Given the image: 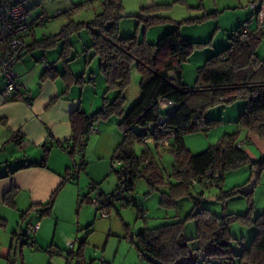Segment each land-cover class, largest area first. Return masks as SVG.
Returning <instances> with one entry per match:
<instances>
[{
	"label": "trees",
	"instance_id": "16d2710c",
	"mask_svg": "<svg viewBox=\"0 0 264 264\" xmlns=\"http://www.w3.org/2000/svg\"><path fill=\"white\" fill-rule=\"evenodd\" d=\"M102 4L103 11L88 24L91 44L86 50H91L92 56L98 57L106 89L117 90V95L112 100L103 98L102 106L90 115L79 107L71 112L70 125L73 136L67 143L72 146V150L67 151L71 157L82 134L87 135L83 143L85 150L90 136V125L99 120H107L115 114L121 116L118 125L122 131V139L114 149L112 157V163L119 160L120 165H111V171L117 175L116 188L120 185L125 189V194L120 200L127 205L130 201H127L125 195L132 190L135 181L140 177H143L152 189L166 185L168 192H162V200L164 204L170 205L175 197L183 194L191 196L198 203L210 183L222 189L224 173L242 165H250L251 173L257 172L259 176L264 170V156L252 158L244 147L237 146L239 139L235 134H227L216 144L198 153L188 151L183 139L186 133L210 128L214 121L205 116L210 107L227 105L237 99L244 102L238 124L264 137V59L256 54L257 46L264 40V35L259 31L256 18L254 26V20H247L246 22L251 21L249 30H243L241 25L232 36L228 47L208 57L196 69L194 85L188 87L183 82V63L188 59L192 43L182 38L179 26L163 34L154 43L138 40L136 36L121 37L118 22L113 19V15L121 8L119 0H102ZM154 5L142 8L147 13L146 24L159 21L157 16L149 14L150 10L156 7ZM66 13L68 17L71 15L68 11ZM79 26L69 19L59 33L39 42L40 46L50 48L62 40L64 46L60 56L66 64L62 73L49 68L43 72L41 78H55L60 75L67 89L72 84L84 83L83 76L72 74L67 66L69 60H66L71 52L69 37ZM133 63H136L140 74V96L124 112V91L130 82V68ZM160 100L172 101L174 105L163 111ZM162 115L165 119L159 122ZM171 134L174 139L166 150L173 155L174 163L172 171L168 173L154 160L147 139L158 141ZM138 145L142 146L140 151H137ZM47 156L48 148L45 147L42 160L28 165L45 166ZM68 174L63 182L68 179ZM250 178L241 186L222 193L223 197L238 192L245 194L249 203L248 213L218 215L205 208L190 212L188 218H193L196 223V235L192 239L184 235L181 220L143 228L135 237L140 256L152 264H196L198 255L217 264H264V213L251 216L254 187L242 190ZM195 185H200L201 189L193 193L191 190ZM16 192V187L6 192L11 205ZM55 194H52L45 211L51 208ZM131 203L138 210V216H143L139 205L133 201ZM235 220L256 227V234L249 246L242 248L238 253L232 248V237L228 228ZM15 237L18 238L17 233H14ZM190 240L196 241V246L192 249L188 245ZM21 243L24 245L27 241ZM83 244L84 242L80 241L76 250L71 248L67 251V264H71L72 258L80 264L83 260ZM94 263V260H91L88 264ZM6 264H18L13 244L9 247Z\"/></svg>",
	"mask_w": 264,
	"mask_h": 264
},
{
	"label": "rangeland",
	"instance_id": "374dc122",
	"mask_svg": "<svg viewBox=\"0 0 264 264\" xmlns=\"http://www.w3.org/2000/svg\"><path fill=\"white\" fill-rule=\"evenodd\" d=\"M57 1H60L61 6H64L62 8H66L69 13H77L72 20L74 24L80 26L70 37L74 56L70 66L76 75L85 77L84 83L74 89L79 94L81 88L85 87L83 108L90 112V115L102 106L103 98L112 100L117 95V90L106 89L98 57L92 56L91 50H86L91 44L88 24L103 11L102 0H73L74 3L81 1L74 7L71 0ZM254 1L258 0H119L121 8L113 15V19L118 22L121 37L136 36L138 40L149 43L156 42L163 34L179 26L182 38L192 43L188 59L183 63V82L191 87L195 82L196 69L208 57L228 47L232 36L244 22L252 19L254 20L252 26L256 24L254 10L246 8ZM152 4L156 7L150 10L149 14L157 16L159 21L146 24L147 13L142 8ZM56 17L64 19L66 23L68 14L65 12ZM256 54L264 59V40L258 44ZM139 82L140 74L136 63H133L130 68V82L124 91L126 97L124 112L138 100ZM243 107L242 99L227 105L210 107L205 116L213 120V124L205 131L186 133L183 136L186 149L191 153H198L216 144L227 134H235L237 139L246 140L244 149L252 158L264 156V137L238 124ZM120 119L121 116L113 114L107 120L97 121L95 125L99 130L89 136V144L84 150L85 170L72 176L70 166L74 159L70 157L68 179L63 182L67 173L49 179L45 176L39 178L43 184H38L37 197H30L25 193H22L24 200L20 197L19 201L22 204L24 201V205L27 206L23 211L16 209L14 201V197L20 191L17 190L13 196L12 205L9 203V195L6 194L8 190L5 192L0 201V213L3 214L0 215V240L6 238L7 241L8 238L9 247L13 244L18 264H67L66 255L70 241H74L73 250L78 248L80 241L84 242L83 260L80 264H88L91 260L96 262L100 258L106 260L108 264H124V261L125 264H132L133 261L139 264H152L144 260L136 248V234L143 228H153L181 220L184 235L192 239L196 235V223L193 218H188L190 212L202 208L218 215L228 213L243 215L249 212L245 194L238 192L222 196L223 192L241 186L250 178L251 167L246 164L226 171L222 189L210 186L204 190L198 203L191 196L183 194L175 197L172 204L166 205L162 200V192H168V187L159 185L152 189L147 181L140 177L135 181L132 190L125 195L130 204L119 200L115 207H111L109 216L102 217L100 210H97L90 200L98 191L110 195L117 186V175L111 171V165L114 149L122 139V131L118 125ZM148 146L152 150L154 160L170 173L173 169V155L166 149L160 150L150 144ZM136 148L140 151L142 146L138 145ZM75 160H79L77 155ZM96 164H99V167L96 177H93L88 170ZM200 189V185H195L191 191L195 193ZM54 192L56 194L51 208L45 211ZM252 197L251 216L254 217L264 213V170L259 173ZM132 201L139 205L143 216H138V210ZM23 213L26 214L22 216ZM27 221H32L37 229L41 230L35 234L34 247L21 243L20 237ZM228 228L232 237L231 245L236 253L249 246L256 234V227L253 224L241 220L231 222ZM14 233H17V239L14 238ZM131 235L132 241L129 239ZM188 245L192 249L196 246V241L190 240ZM0 264H6V258L1 255ZM71 264H77L75 258L71 259Z\"/></svg>",
	"mask_w": 264,
	"mask_h": 264
},
{
	"label": "crops",
	"instance_id": "0c3cea01",
	"mask_svg": "<svg viewBox=\"0 0 264 264\" xmlns=\"http://www.w3.org/2000/svg\"><path fill=\"white\" fill-rule=\"evenodd\" d=\"M21 2L33 17H37L45 11L54 13L53 11L57 9L63 14L67 10L62 8L64 6H61V2L57 0H21ZM79 2L74 3L71 0V5L76 6L80 4ZM62 14L53 17L57 18L56 16ZM76 14H71L67 18V22L69 19H74ZM53 17L41 24L33 25V28L25 36L28 49L14 66L16 79L28 92L29 101H20L15 98L4 101L0 96V201L7 190L16 187L20 192L16 194L14 201L16 209L20 211L27 207L24 205V201L23 204L20 202V197L24 200L22 193L30 197H37L38 184H43L39 178L45 176L49 179L67 173L71 155L62 145H67L73 136L70 114L78 107L86 114L90 113L83 108L85 87L81 88V92L77 94L74 88L79 84H72L67 89L66 83L60 75L55 78H41L45 71L41 65L43 57L49 63L50 69L57 70L59 74L66 68L65 62L60 56L64 46L62 40L57 41L50 48L39 45L42 39L59 33L67 23L62 18L54 19ZM70 37L71 52L66 58L69 60L67 66L72 74L79 76L73 72L70 66L74 59ZM83 78L85 80L84 76ZM3 84L4 79L0 71V90ZM160 106L163 111L171 108V106H165V100H160ZM98 130L97 127V132ZM243 141L246 142V140ZM88 144L87 140L85 148ZM45 147L48 148L45 166L28 165L29 163H39L42 160ZM98 167L99 164L92 166L88 173L96 177ZM20 194L22 195L19 196ZM30 197L29 199H31ZM0 215L3 214L0 213ZM37 231L41 230L37 229ZM5 239L0 240V255L4 258L9 252L8 238L7 241ZM132 264H139V262L133 261Z\"/></svg>",
	"mask_w": 264,
	"mask_h": 264
},
{
	"label": "built area",
	"instance_id": "2783aa9c",
	"mask_svg": "<svg viewBox=\"0 0 264 264\" xmlns=\"http://www.w3.org/2000/svg\"><path fill=\"white\" fill-rule=\"evenodd\" d=\"M246 8L253 9L255 18L257 20L259 31L264 35V0H258L257 2H251ZM62 12L56 10L54 13L42 12L37 17H33L31 12L23 5L21 0H0V71L2 73L4 84L0 90V96L4 101H8L15 98L20 101H29V94L25 90L24 86L17 81L14 66L16 62L26 53L27 43L25 36L33 28L35 23H43L54 15H59ZM251 21L244 22L242 29L247 31L250 28ZM41 65L45 70L50 68L46 58L41 59ZM173 106L174 103L169 100H165V106ZM161 107V106H160ZM165 116L159 118V122H162ZM97 132V126L92 124L89 126L88 135ZM87 138L86 134L79 136L78 144L74 148V154L71 157L74 159L73 164L70 166L71 175H78L81 170H85L86 162L84 160V147L83 143ZM174 135H168L166 138L154 141L153 139H147V143L154 145L157 149L163 150L170 146ZM245 142L238 141V147H244ZM67 151L72 150L70 144L65 145ZM79 157V160H75V156ZM113 167H118L120 161H114ZM214 186L210 183L208 187ZM94 188V185H92ZM125 194V189L122 186H118L112 195L104 194L98 191L90 202H92L97 210H100L102 217L109 216L111 213V207H115L120 198ZM37 233V226L32 221L26 222V227L21 235L22 241L26 240L27 244L31 247L35 246V234ZM132 241L133 236H129ZM74 241L68 242V249L73 248ZM94 264H108L103 258L98 259ZM196 264H217L210 262L202 255L196 257ZM227 264V263H225ZM235 264V263H231Z\"/></svg>",
	"mask_w": 264,
	"mask_h": 264
},
{
	"label": "water",
	"instance_id": "95a60500",
	"mask_svg": "<svg viewBox=\"0 0 264 264\" xmlns=\"http://www.w3.org/2000/svg\"><path fill=\"white\" fill-rule=\"evenodd\" d=\"M257 177H258V173L253 172L250 180L248 181V183L244 187H242V190L252 189L254 187L256 181H257Z\"/></svg>",
	"mask_w": 264,
	"mask_h": 264
}]
</instances>
